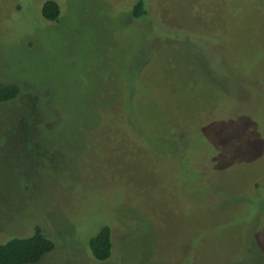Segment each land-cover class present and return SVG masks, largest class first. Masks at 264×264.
<instances>
[{
    "label": "rangeland",
    "instance_id": "rangeland-1",
    "mask_svg": "<svg viewBox=\"0 0 264 264\" xmlns=\"http://www.w3.org/2000/svg\"><path fill=\"white\" fill-rule=\"evenodd\" d=\"M45 1L0 0V83L19 88L0 242L38 226L36 264H264V0H141L142 22L138 0H54L56 21Z\"/></svg>",
    "mask_w": 264,
    "mask_h": 264
},
{
    "label": "trees",
    "instance_id": "trees-1",
    "mask_svg": "<svg viewBox=\"0 0 264 264\" xmlns=\"http://www.w3.org/2000/svg\"><path fill=\"white\" fill-rule=\"evenodd\" d=\"M41 15L47 21H56L60 15V7L54 0H47L41 5ZM131 15L136 21L141 19V22L146 17L145 5L141 0L133 4ZM149 21L147 20V25L144 24V27L151 25L152 22ZM138 26L143 25L139 24ZM18 93L19 88L16 85L0 83V102L15 98ZM132 109L129 112L132 116L127 114L128 121L136 123ZM88 246L94 260H107L112 249L110 227L101 226L97 233L89 239ZM53 249V242L46 238L37 226L30 236L13 237L5 242H0V264H36Z\"/></svg>",
    "mask_w": 264,
    "mask_h": 264
}]
</instances>
